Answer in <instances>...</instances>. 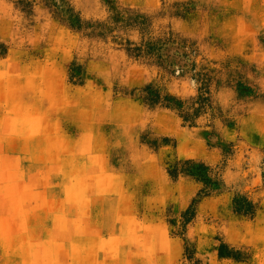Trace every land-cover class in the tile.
Masks as SVG:
<instances>
[{"label":"rangeland","instance_id":"374dc122","mask_svg":"<svg viewBox=\"0 0 264 264\" xmlns=\"http://www.w3.org/2000/svg\"><path fill=\"white\" fill-rule=\"evenodd\" d=\"M0 264H264V0H0Z\"/></svg>","mask_w":264,"mask_h":264},{"label":"trees","instance_id":"16d2710c","mask_svg":"<svg viewBox=\"0 0 264 264\" xmlns=\"http://www.w3.org/2000/svg\"><path fill=\"white\" fill-rule=\"evenodd\" d=\"M201 169H205V167L202 164H192L189 165L187 168V172L190 175L193 176H201L200 175V170ZM200 196V195H198ZM238 199H235V207L234 210L238 213H243V214H249L253 212V207L252 204L250 202H248L246 199H241L240 202L237 201ZM237 201V202H236ZM195 202V200H193V203ZM192 205V204H191ZM191 210V207H189L186 211H185V215L189 214V212Z\"/></svg>","mask_w":264,"mask_h":264}]
</instances>
